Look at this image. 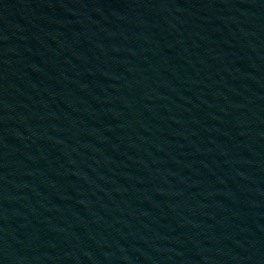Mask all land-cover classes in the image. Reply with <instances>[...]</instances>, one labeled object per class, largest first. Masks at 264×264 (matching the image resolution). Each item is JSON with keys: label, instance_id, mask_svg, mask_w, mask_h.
<instances>
[{"label": "water", "instance_id": "95a60500", "mask_svg": "<svg viewBox=\"0 0 264 264\" xmlns=\"http://www.w3.org/2000/svg\"><path fill=\"white\" fill-rule=\"evenodd\" d=\"M0 184L41 264H264V0H0Z\"/></svg>", "mask_w": 264, "mask_h": 264}]
</instances>
